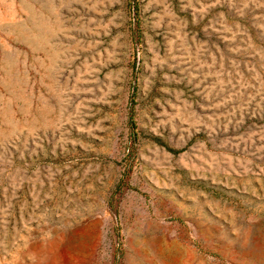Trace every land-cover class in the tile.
<instances>
[{"label": "rangeland", "instance_id": "rangeland-1", "mask_svg": "<svg viewBox=\"0 0 264 264\" xmlns=\"http://www.w3.org/2000/svg\"><path fill=\"white\" fill-rule=\"evenodd\" d=\"M133 2L0 0V264H264V0Z\"/></svg>", "mask_w": 264, "mask_h": 264}, {"label": "trees", "instance_id": "trees-1", "mask_svg": "<svg viewBox=\"0 0 264 264\" xmlns=\"http://www.w3.org/2000/svg\"><path fill=\"white\" fill-rule=\"evenodd\" d=\"M131 6H133L132 8L134 9L135 15L137 16L138 15V11H139L138 0H134L133 4H131ZM133 111H134V109L131 108V111L129 112V115H128V117H129L128 121H129L130 130H131V133H132L133 141H134V143H136L138 141V139H139L140 132L138 130L137 124L135 123ZM153 140L157 144H159L161 146H164V144L162 143V141L159 138L153 137ZM164 147H166V146H164ZM167 149H168L169 152H171V153H173L175 155H178V154H180L182 152V151L171 150L169 148H167Z\"/></svg>", "mask_w": 264, "mask_h": 264}]
</instances>
